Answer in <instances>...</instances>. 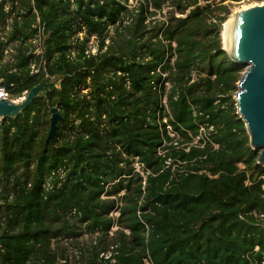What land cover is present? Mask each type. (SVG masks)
I'll return each mask as SVG.
<instances>
[{"label": "trees", "instance_id": "16d2710c", "mask_svg": "<svg viewBox=\"0 0 264 264\" xmlns=\"http://www.w3.org/2000/svg\"><path fill=\"white\" fill-rule=\"evenodd\" d=\"M136 1L128 10V0H73V9L69 0H34L52 84L0 120V264H264V167L234 100L246 66L222 50L224 3L239 0ZM167 2L174 12L166 21L148 20ZM3 7L0 0V27ZM32 23H14L17 60L0 67L13 96L45 75L29 72L38 60L28 53ZM81 26L100 47L112 26L111 43L96 58L70 61ZM163 96L175 130L186 137L180 129L195 134L207 120L216 128L211 143L188 152L165 146L160 156L164 133L147 117L163 110ZM54 106L64 119L46 145ZM168 158L184 164L172 170ZM59 167L64 181L45 189ZM84 234L95 239L83 245ZM63 239L76 244L74 259Z\"/></svg>", "mask_w": 264, "mask_h": 264}, {"label": "built area", "instance_id": "2783aa9c", "mask_svg": "<svg viewBox=\"0 0 264 264\" xmlns=\"http://www.w3.org/2000/svg\"><path fill=\"white\" fill-rule=\"evenodd\" d=\"M69 1L71 3L72 9L75 8L73 0ZM29 5L30 9H26L20 5L18 0H4L3 10L6 14V19L0 27V42L4 44L0 54V67L3 65H11L16 62V46L18 45V40L11 41L9 40V36L13 32L14 23L17 22L21 24L23 17L28 16L33 19V23L31 25V31L33 30V34L28 40V43L30 44L28 53H31L34 57L38 58V60H30L29 72L31 75H38L43 72L45 74L44 78L48 79V74L45 71L46 61L44 58L45 31L40 23V18L34 7V0H29ZM135 5L133 7L126 5V7L128 10H133ZM177 15L178 14H176V16ZM152 21L158 20L154 19ZM164 21H166V19L162 20L161 22ZM128 22L129 18L126 17L124 20V24H128ZM111 29L113 32L114 28L112 26L107 27L108 34L103 38V47H100V40L98 39L97 35L94 33L89 34L85 27L81 26L77 30L76 34L73 35L70 39L72 47L66 51V58L70 61H74L78 59L84 60L98 57L100 54L106 51L107 47L111 43ZM80 44L82 45L81 50L76 47H79ZM135 60H138V58H136ZM129 62H133V59H130ZM168 86L169 84L166 83V87ZM111 89L112 86H108L106 91H110ZM27 92L28 90L23 91L19 95L13 96L6 90L4 86L0 85V101H9L11 103L18 104L24 101ZM83 93H86V90H84ZM112 99H114V97H112ZM160 104L162 105L163 110H157L154 119L147 117V121H149L151 124L157 125L160 131L164 133V136L162 138V146L158 150V154L160 156L164 155L165 150H163V147L165 146L188 152L191 148H203L208 143H211L212 136L216 134V128L214 125H212L207 120L198 123L195 134H191L187 130L180 129V131H182L186 135V137H183L178 130H175L172 127L170 123L172 118L170 110L166 105L165 96H163V98L161 99ZM193 113L195 115V111ZM1 119L2 118H0V120ZM164 164L166 167H172V170H174L175 168L179 170L184 163L176 161V163L173 164L171 159L168 158L164 161ZM178 165H180V167H178ZM66 175L67 169L65 167H59L57 170H53L50 175L46 177L42 185L45 189L54 187V184L56 185V187H59L64 181ZM54 177H56V180L53 182ZM112 215H117V213L114 211ZM110 256L111 252L106 251L102 252L99 255V258L108 259Z\"/></svg>", "mask_w": 264, "mask_h": 264}, {"label": "water", "instance_id": "95a60500", "mask_svg": "<svg viewBox=\"0 0 264 264\" xmlns=\"http://www.w3.org/2000/svg\"><path fill=\"white\" fill-rule=\"evenodd\" d=\"M232 18V35L229 49L222 45L230 59L245 65V70L237 82L236 101L237 115L244 122L249 137V145L258 149L257 163L264 167V2L259 5L234 12ZM44 37V52H46ZM52 84L43 78L28 92L23 102L15 104L0 101V118H16L44 88ZM49 113V128L45 144L54 145L58 132V123L63 122V116L57 107H51Z\"/></svg>", "mask_w": 264, "mask_h": 264}, {"label": "rangeland", "instance_id": "374dc122", "mask_svg": "<svg viewBox=\"0 0 264 264\" xmlns=\"http://www.w3.org/2000/svg\"><path fill=\"white\" fill-rule=\"evenodd\" d=\"M262 2H264V0H239L237 2H226V3H224L227 6V10L229 13L225 22H227L229 20L232 13L240 11L242 9L252 7L254 5H259ZM200 3H202V2H200ZM135 4H136V0H129L127 2V5H129L130 7H133ZM152 9L153 8H151V6H148L149 12H152L153 11ZM173 12H174V9L169 5V2H167L161 8V10H159L158 12L155 13V15L148 16V19L149 20L156 19V20H158V22H161L162 20L167 19ZM221 15H224V14H221ZM177 17H180V15H177ZM112 34H113V32L111 29L110 35L112 36ZM136 167H138L137 164H136ZM113 231L114 230H112V232ZM94 239H95V235H88V234H84L78 238L79 243H81L83 245H88ZM63 244H64V246L67 247V254H68L69 258L74 259L75 257H73V255L78 254V249L75 247L76 244H71L70 241L65 240V239H63Z\"/></svg>", "mask_w": 264, "mask_h": 264}, {"label": "bare ground", "instance_id": "6f19581e", "mask_svg": "<svg viewBox=\"0 0 264 264\" xmlns=\"http://www.w3.org/2000/svg\"><path fill=\"white\" fill-rule=\"evenodd\" d=\"M232 27H233V23H232V18L230 17L229 20L223 24L221 31L222 45L226 49H229L230 47Z\"/></svg>", "mask_w": 264, "mask_h": 264}, {"label": "clouds", "instance_id": "9594fccd", "mask_svg": "<svg viewBox=\"0 0 264 264\" xmlns=\"http://www.w3.org/2000/svg\"><path fill=\"white\" fill-rule=\"evenodd\" d=\"M45 36H46V35H45ZM28 91H29V90H28ZM234 96H235V95H234ZM234 100H235V99H234ZM235 102H236V101H235ZM235 105H236V104H235ZM54 107H55V106H54ZM50 108H51V107H50ZM50 108H49V109H50ZM236 114H237V113H236ZM136 164H137L138 167H136ZM134 167L136 168L137 171H139V164H138L137 162L134 164ZM142 176H143V174H142ZM120 194H122V193H120ZM113 212H114V211H113ZM113 212H112V213H113ZM115 212L117 213V215H112V213H111V217L114 218V217H117V216H118V212H117V211H115ZM115 229H116L115 227H113V228L111 229V231L109 232L110 235H112V230H115Z\"/></svg>", "mask_w": 264, "mask_h": 264}]
</instances>
